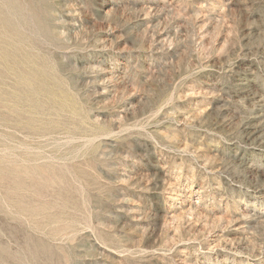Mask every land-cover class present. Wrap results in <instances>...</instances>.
<instances>
[{
  "label": "rangeland",
  "instance_id": "obj_1",
  "mask_svg": "<svg viewBox=\"0 0 264 264\" xmlns=\"http://www.w3.org/2000/svg\"><path fill=\"white\" fill-rule=\"evenodd\" d=\"M0 264H264V0H0Z\"/></svg>",
  "mask_w": 264,
  "mask_h": 264
}]
</instances>
